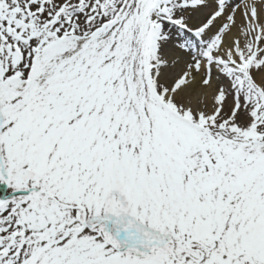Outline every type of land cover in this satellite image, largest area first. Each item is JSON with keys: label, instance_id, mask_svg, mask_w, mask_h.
<instances>
[{"label": "snow or ice", "instance_id": "1", "mask_svg": "<svg viewBox=\"0 0 264 264\" xmlns=\"http://www.w3.org/2000/svg\"><path fill=\"white\" fill-rule=\"evenodd\" d=\"M0 264H264V0H0Z\"/></svg>", "mask_w": 264, "mask_h": 264}]
</instances>
